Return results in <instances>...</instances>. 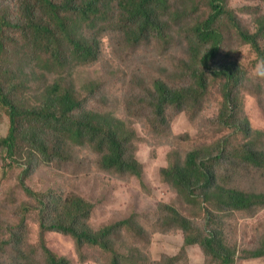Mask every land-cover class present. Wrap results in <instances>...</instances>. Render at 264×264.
Instances as JSON below:
<instances>
[{
    "label": "trees",
    "instance_id": "trees-1",
    "mask_svg": "<svg viewBox=\"0 0 264 264\" xmlns=\"http://www.w3.org/2000/svg\"><path fill=\"white\" fill-rule=\"evenodd\" d=\"M244 7L252 27L240 20L231 0H0V110L10 119L8 135L0 136V155L5 169L23 168L21 187L40 204L45 254L10 263L1 244L0 264H73L48 246V231L72 236L84 259L85 248L92 247L109 255L100 259L105 264H143L144 252L134 242L120 245L132 230L145 231L137 220L130 217L95 229L89 223L93 204L80 194L47 193L28 185L29 162L65 161L84 147L103 170L142 179L135 122L152 115V124L168 126L169 108L197 113L212 102L221 104L220 131L201 140L189 133L176 135L174 142L189 147L184 155L173 149L161 169L163 179L188 204L202 205L195 216L203 223L171 203L160 208L164 224L182 229L184 242L197 243L207 264L236 263L232 246L237 241L225 236L226 225L235 232L239 217L264 208V128L250 124L243 106L248 91L264 111V79L238 58L248 45L255 53L254 67L264 60V0ZM150 39L167 47L183 39V55L175 58L174 70L162 68L164 76L135 73V88L124 97L111 95L104 77L81 87L67 82L76 67L96 63L107 42L128 52ZM11 44L17 45L14 68L6 66ZM18 54L23 57L16 62ZM26 98L37 105L22 107ZM229 121L243 134V142L220 134ZM224 160L225 173L232 172L226 179L218 174ZM238 174L242 176L234 183ZM11 232L12 239L23 240L22 232ZM15 250L27 257L20 245ZM260 256L264 242L241 253L242 258ZM169 261L175 264V258Z\"/></svg>",
    "mask_w": 264,
    "mask_h": 264
},
{
    "label": "rangeland",
    "instance_id": "rangeland-1",
    "mask_svg": "<svg viewBox=\"0 0 264 264\" xmlns=\"http://www.w3.org/2000/svg\"><path fill=\"white\" fill-rule=\"evenodd\" d=\"M251 3V0H231V6L240 20L252 27L248 11L241 7ZM184 40H176L170 46H164L155 39L138 43L128 52L122 51L115 43L107 42L105 52L96 63L82 65L73 70L67 82L83 86L90 79L105 78L107 90L111 95L124 97L135 88L132 76L140 73L148 76H164L162 68L174 70L175 58L183 55ZM17 45H10L6 66L14 68V55ZM23 55L18 54L15 61L19 62ZM255 53L246 45L238 55L239 61L247 69L253 70ZM158 67H161L159 69ZM96 77V78H95ZM173 77V76H171ZM73 78V79H72ZM74 80V83H73ZM43 85V84H42ZM38 91L33 90L32 95ZM244 109L253 127L264 128V111L260 108L256 98L248 91H244ZM21 106L30 108L36 103L26 98L20 101ZM219 108V109H218ZM221 104L212 102L201 111L182 110L177 112L171 108L167 110L169 125L152 124V115L142 122L136 121L139 139L137 141V155L143 163L145 174L140 179L127 173L103 170L90 150L81 147V151L68 160L43 161L33 160L31 174L26 182L36 191L60 194L78 193L91 202L92 209L89 223L95 229L105 224L133 217L144 227L145 231L132 230L130 237L120 243L126 246V241H132L144 252L143 264H170L169 258H175V264H207L205 255L197 243L186 244L185 233L175 227L173 222L168 227L164 224V214L161 204L171 203L183 214L193 217L200 224L202 205L187 203L177 190L166 182L161 169L168 165L169 154L173 149H179L184 155L186 148L174 142L175 136L189 133L193 138L201 140L217 134L220 131ZM193 114L195 115L193 117ZM220 134L227 133L232 142L241 143L244 136L239 132L233 121H229ZM10 119L4 110H0V136L9 133ZM224 131V132H223ZM197 140V141H198ZM210 140V139H209ZM210 142V141H209ZM217 149L213 145V150ZM23 168L15 166L11 170L5 169V162L0 155V245L5 244L2 256L10 263L17 261H33L44 258L41 248V216L40 204L36 198L30 196L21 187ZM218 174L224 179L232 172L225 173V160L221 161ZM242 175H236L234 183ZM26 217L25 223L22 218ZM18 224L25 225L23 228ZM236 231L228 226L224 229L225 236L237 241L233 243L237 250L235 264H264V256L242 258L241 253L246 248L258 246L264 242V208L252 216L239 217ZM22 232V241L12 239L11 229ZM48 246L59 255L67 256L73 264H105L101 258H110L107 253L92 247H86L87 258H83L72 236L57 231L46 233ZM26 252L22 258L16 252V246Z\"/></svg>",
    "mask_w": 264,
    "mask_h": 264
},
{
    "label": "clouds",
    "instance_id": "clouds-1",
    "mask_svg": "<svg viewBox=\"0 0 264 264\" xmlns=\"http://www.w3.org/2000/svg\"><path fill=\"white\" fill-rule=\"evenodd\" d=\"M254 75L259 79H264V60H259L256 64Z\"/></svg>",
    "mask_w": 264,
    "mask_h": 264
}]
</instances>
